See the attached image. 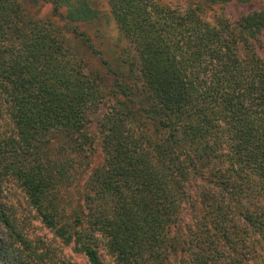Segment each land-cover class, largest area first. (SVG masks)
I'll list each match as a JSON object with an SVG mask.
<instances>
[{
	"label": "trees",
	"instance_id": "1",
	"mask_svg": "<svg viewBox=\"0 0 264 264\" xmlns=\"http://www.w3.org/2000/svg\"><path fill=\"white\" fill-rule=\"evenodd\" d=\"M42 1L62 28L29 17L26 0H0V264H66L62 246L89 264H264V0H201L252 7L212 23L199 6L107 0L138 55L109 66L107 85L84 72L96 49L80 25L97 9ZM112 100L96 124L101 162L74 198L94 145L89 116ZM11 187L50 242L28 236L4 200Z\"/></svg>",
	"mask_w": 264,
	"mask_h": 264
},
{
	"label": "rangeland",
	"instance_id": "2",
	"mask_svg": "<svg viewBox=\"0 0 264 264\" xmlns=\"http://www.w3.org/2000/svg\"><path fill=\"white\" fill-rule=\"evenodd\" d=\"M29 4V12L27 15L35 20H43L48 19L54 27L62 28L63 23L62 19L54 14H52V8L50 4L45 3L42 0H26ZM93 8L97 9V17L94 21L83 22L80 26V30L84 32L85 35L89 36L92 40L93 47L96 49L95 54L85 53L86 58L83 59L84 63V72L86 73H95L99 79V81L103 85H107V77L109 68L113 66L117 68L120 66V69L124 70L126 65H119L122 57L130 55L132 58H136L138 60V55L136 57V53L134 48L121 36L118 32L116 25L110 15L107 0H88ZM159 5H166L168 7H172L177 9L178 12L187 10L189 8H194L199 6L201 17L206 22L212 23L214 20V16L223 15L226 16L230 21H235L239 16L247 13L252 9L251 6H239L235 4H227V5H211L208 3H204L201 0H153ZM64 12V10L62 11ZM67 31V39L68 42L74 46H80L79 39L74 36L66 29ZM264 48V45H263ZM84 50V49H83ZM112 66V67H109ZM102 76L106 78L103 80ZM109 80V79H108ZM143 77L140 73L135 72L134 77L129 79V85L135 89L142 88L143 85ZM120 100V99H118ZM116 105L113 100L108 102H102L98 107L97 111L94 115H90V121H92L91 125L88 127L89 135L94 139V145L87 149L86 152V160L84 166H82V176L79 181V186L74 190H71L70 196L74 198L76 196H81L80 193H83V186H85L86 180L92 173L95 166L99 165L101 162L102 156L100 152V147L97 143L99 139V133L96 129L97 122L102 119V116L107 113L111 106ZM133 129H137L139 127H147V125H142L143 121L137 123L134 121ZM3 196H5V201L7 204H11V206L15 209V213L17 216L25 219L28 228L26 231L28 232V236L31 238H40L47 242H50L52 239V235L49 231H47L35 218L34 211L27 205L25 201V197L22 192L16 188L11 187L9 190H5ZM195 214V213H193ZM192 213L184 208L181 215V222L178 227L179 234L188 240V228L193 222L191 220ZM176 233L175 228L172 230L170 236ZM53 246L56 248H61V244L58 241H55ZM63 260L66 264H89L87 259L82 254L74 253L69 247H63ZM257 254V252H256ZM261 253L258 251V255H256L255 259L259 260ZM104 256V260L106 263L111 264L109 257ZM167 264H176L175 261H168Z\"/></svg>",
	"mask_w": 264,
	"mask_h": 264
}]
</instances>
